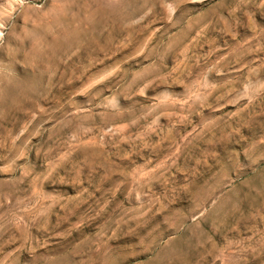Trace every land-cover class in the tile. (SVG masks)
<instances>
[{"label": "rangeland", "instance_id": "374dc122", "mask_svg": "<svg viewBox=\"0 0 264 264\" xmlns=\"http://www.w3.org/2000/svg\"><path fill=\"white\" fill-rule=\"evenodd\" d=\"M0 264H264V0H0Z\"/></svg>", "mask_w": 264, "mask_h": 264}]
</instances>
